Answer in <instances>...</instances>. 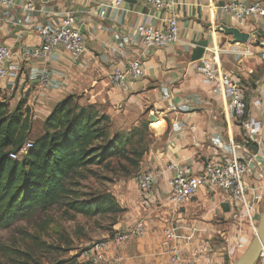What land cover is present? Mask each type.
Here are the masks:
<instances>
[{
  "label": "crops",
  "instance_id": "crops-1",
  "mask_svg": "<svg viewBox=\"0 0 264 264\" xmlns=\"http://www.w3.org/2000/svg\"><path fill=\"white\" fill-rule=\"evenodd\" d=\"M25 1L17 0L10 8L0 6V43L11 48L7 75L0 79V98H5L11 110L19 101L25 102L32 114L31 134L41 132L45 117L56 103L75 96L81 105L102 107L117 132L130 131L145 119L154 138L162 141L147 167L160 173L155 199L168 200L172 177L166 168L169 162L197 173L210 159L228 153L231 144H243L256 152L264 173L260 137L244 141L239 121L230 113L229 97L216 95L198 70L208 60L213 67L229 71L244 92L248 117L264 122V58L260 55L264 20L254 16L236 19L221 8L229 2L249 4L259 0H176L172 10L165 11L152 9L139 0H124L118 10L106 6L112 0H33V9L26 11ZM66 14L74 16L84 36L80 60L74 62L66 50H58L46 59H25L24 49L39 44L38 26L55 23ZM171 15L178 22L177 42L142 50L135 25L143 22L161 29ZM220 26L248 33V39L243 45L233 42L232 35ZM198 40H207L208 46L202 59L192 61ZM133 59L141 62L143 77L127 80L124 88L111 84L113 65L123 66ZM41 72L48 73L46 85L38 81ZM251 176L258 177L255 169L249 172L248 178ZM223 200L222 196L218 206ZM193 205L189 202L186 208L196 207ZM145 221L148 224L149 220ZM186 235L196 237L192 230ZM148 240L149 236H144L143 245L135 251L127 250L125 264L146 263ZM182 249L189 262L227 264L223 250ZM155 260L153 264H168L166 257Z\"/></svg>",
  "mask_w": 264,
  "mask_h": 264
},
{
  "label": "rangeland",
  "instance_id": "rangeland-1",
  "mask_svg": "<svg viewBox=\"0 0 264 264\" xmlns=\"http://www.w3.org/2000/svg\"><path fill=\"white\" fill-rule=\"evenodd\" d=\"M119 135L126 140L124 153L87 167L81 176L75 175L71 180H78L72 188L79 200H100L106 211L84 216L57 205L1 229L0 264H86L83 252L95 242L111 236L115 230L131 228L140 220L145 222L143 236L126 240L119 248L107 252L105 264H125L127 250L135 251L138 245H143L144 236H149L146 244L150 248L145 264H153L155 258L165 260L162 229L170 225L174 226L179 244L186 249L223 250L227 264L242 254L255 230L236 211H222L217 204L222 196L214 188L212 192L204 190L192 197L189 202L196 207L190 209L186 208L188 201L181 206L173 205L165 197L162 201L153 198L156 194L143 200L135 176L148 167L162 141L154 138L145 119L130 132ZM34 137L30 135V140ZM263 209L261 202L258 216ZM145 219L149 220L148 224ZM187 230L194 231L196 237H187Z\"/></svg>",
  "mask_w": 264,
  "mask_h": 264
},
{
  "label": "built area",
  "instance_id": "built-area-1",
  "mask_svg": "<svg viewBox=\"0 0 264 264\" xmlns=\"http://www.w3.org/2000/svg\"><path fill=\"white\" fill-rule=\"evenodd\" d=\"M17 0H0V6L10 8ZM124 0H112L108 6L112 10H118ZM146 6L159 11L172 10L176 0H139ZM25 10L33 9V0L25 1ZM222 10L236 19L246 17H259L264 20V0L252 3L224 4ZM105 10L100 12L104 15ZM178 22L174 15L169 16L164 26L155 28L143 22L135 25V31L139 34V44L142 50L150 46H162L174 44L178 40ZM37 33L39 44L27 47L22 52L25 59H46L58 50H66L72 55L74 62H78L84 51V36L75 18L71 14L61 16L55 23H46L38 26ZM261 57L264 58V42L260 44ZM11 56V48L0 43V79L7 75V63ZM199 72L212 86L216 95L224 94L229 97V110L231 115L239 121L243 130L244 141L248 142L254 136H259L262 122L259 119L248 117L247 104L243 90L236 84L229 71L213 67L208 60L201 63ZM144 70L138 59H133L125 65H113L109 74V82L115 86L125 87L127 80H137L143 77ZM39 83L46 85L49 82L47 72H41ZM264 91V90H263ZM32 141H28L23 148L11 153V158L21 157L32 147ZM171 170L172 177L169 180L170 192L168 201L173 205H180L195 197L200 189L220 192L224 197L223 202L229 203V210L236 211L241 220H245L254 230L258 220V204L264 200V173L263 164L256 152L247 150L243 144H231L230 151L221 155L219 159H210L197 173H191L184 167L169 162L166 166ZM251 169H255L258 177L248 178ZM159 171L156 168L145 169L135 176L139 193L143 200L150 199L154 195L155 184ZM145 222L140 220L131 228L115 230L111 236L95 242L88 250L83 252L86 262L91 264H105L106 254L119 248L126 240L143 236ZM163 244L168 264H195L189 262L179 244L173 225L162 229ZM209 258V255L206 256ZM258 261H264V246L261 249Z\"/></svg>",
  "mask_w": 264,
  "mask_h": 264
},
{
  "label": "trees",
  "instance_id": "trees-1",
  "mask_svg": "<svg viewBox=\"0 0 264 264\" xmlns=\"http://www.w3.org/2000/svg\"><path fill=\"white\" fill-rule=\"evenodd\" d=\"M32 125L25 102L11 110L0 98V230L57 205L84 216L104 213L100 200H79L72 188L78 180H71L87 167L124 153L126 140L114 130L110 116L100 106L81 105L75 96H67L54 105L41 132L30 140ZM28 141L33 144L26 153L10 157Z\"/></svg>",
  "mask_w": 264,
  "mask_h": 264
},
{
  "label": "water",
  "instance_id": "water-1",
  "mask_svg": "<svg viewBox=\"0 0 264 264\" xmlns=\"http://www.w3.org/2000/svg\"><path fill=\"white\" fill-rule=\"evenodd\" d=\"M220 28L226 33L232 35V41L238 42L243 45L248 39L249 34L245 32H240L235 27H225L220 26ZM256 34V33H255ZM208 46L207 40H198L195 42V48L191 55L192 61H199L203 58L205 48ZM259 137L261 143L264 145V122L261 125ZM221 209L223 212L229 211V203L223 202L221 204ZM264 246V209L260 212L258 216L257 225L255 227L254 235L250 240L248 246L242 252V254L232 262V264H256L258 261L262 247Z\"/></svg>",
  "mask_w": 264,
  "mask_h": 264
}]
</instances>
